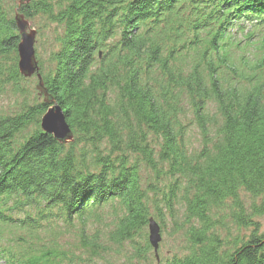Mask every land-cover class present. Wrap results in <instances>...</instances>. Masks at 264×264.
<instances>
[{"label": "trees", "instance_id": "1", "mask_svg": "<svg viewBox=\"0 0 264 264\" xmlns=\"http://www.w3.org/2000/svg\"><path fill=\"white\" fill-rule=\"evenodd\" d=\"M10 8L0 0V93L23 99L0 115V264H94L126 245L119 264H264V0L23 5L56 26L39 66L67 143L41 128L51 103L23 84ZM151 219L184 232L182 251L148 258ZM226 221L253 230L230 238Z\"/></svg>", "mask_w": 264, "mask_h": 264}, {"label": "rangeland", "instance_id": "2", "mask_svg": "<svg viewBox=\"0 0 264 264\" xmlns=\"http://www.w3.org/2000/svg\"><path fill=\"white\" fill-rule=\"evenodd\" d=\"M5 5L11 9L10 7L14 3L17 4V0H4ZM30 24L31 27L37 29V37H36V44H35V49H36V55L39 63L41 62L42 65L48 69L49 68V62H50V54L51 50L54 48L53 42L56 37V26L51 25L49 21L41 16L37 15L34 18L30 19ZM29 80L25 84V86L29 85V89L33 91L34 96H38V91L36 90L37 84H38V78L36 75L32 77H28ZM12 91H8L7 93H0V115L2 114H13L16 113L19 110V106L23 97L19 94H12ZM33 96V97H34ZM39 99H42V96L38 97ZM199 131L195 125L191 126L189 132H188V138L189 141L197 147V145L200 143L199 142ZM251 197L249 194H244V200L245 203L249 206ZM259 201V200H258ZM255 220L258 221L259 223V229L258 233L262 234L264 233V214L263 215H257L254 217ZM226 227L229 228V231L225 227L222 229V234L226 235V232L230 234V238H233L234 235L240 233L244 236H248L251 234V231L253 230V227L250 228H245L241 229V231H238L236 226L233 223H230L228 221L225 222ZM161 229V241L159 242V248L157 251L155 249L151 250L149 253L148 258H155V253L159 254L162 260H165L167 258L172 257L174 254L178 253L177 251H182V247L185 244V237H184V232L181 230H175L173 227L171 221H168L164 229ZM148 234H149V228H148ZM70 241L74 242L75 237L69 236ZM67 239V238H66ZM154 248V247H153ZM132 251V248L128 245L124 247V250L120 254L116 253H110L106 257L107 259H111L115 264H119L125 260V257L127 254H129ZM104 258V259H106ZM104 259H99V258H94L93 262L94 264H105ZM149 259V260H150ZM154 262V261H153ZM156 263V261L154 262Z\"/></svg>", "mask_w": 264, "mask_h": 264}, {"label": "water", "instance_id": "3", "mask_svg": "<svg viewBox=\"0 0 264 264\" xmlns=\"http://www.w3.org/2000/svg\"><path fill=\"white\" fill-rule=\"evenodd\" d=\"M31 1L32 0H17L18 10L14 18L20 37L18 44V68L24 77L37 76V88L40 91V95L44 96L46 102L51 103L41 118L42 130L52 134L59 142L67 143L74 139V133L67 122L62 107L49 99L47 90L44 88L43 77L40 72L39 61L35 49L37 29L31 27L29 19L19 12V9L23 5L29 4ZM161 238L159 224L154 219H151L149 222V240L155 251L159 248Z\"/></svg>", "mask_w": 264, "mask_h": 264}]
</instances>
